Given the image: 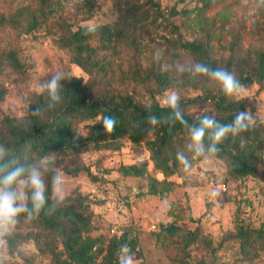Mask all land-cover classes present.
<instances>
[{
    "label": "trees",
    "instance_id": "16d2710c",
    "mask_svg": "<svg viewBox=\"0 0 264 264\" xmlns=\"http://www.w3.org/2000/svg\"><path fill=\"white\" fill-rule=\"evenodd\" d=\"M149 1L159 9L153 0ZM196 17L200 20L198 36L192 40L184 39L179 32L178 25L170 23L176 38L175 48L193 55L195 62H203L213 68L221 67L234 73L244 88L253 84L264 86V48H254L245 45L247 33L232 31L228 25L231 9L226 0H200ZM217 6L220 9L213 14L208 12ZM173 15H180L181 11L172 9ZM188 14L183 11L181 16ZM141 13L136 9L128 10L115 24H101L94 27L72 26L61 21L54 32V42L70 52L71 59L86 75L70 76L61 81V103L49 109L47 93L33 96L22 116L4 115L0 117V143L9 145L25 162H31L44 155H77L90 150L114 149L122 146V140L127 139L133 144H143L148 151L149 160L143 159L131 164H122L118 171L125 177L145 178L148 181L147 193L164 196L176 182L172 176L180 175V165L176 159L177 152H187V131L177 123L173 127L161 123L155 127L147 121L150 114L162 117L169 109L152 99L150 102L138 100L132 93L118 92L100 81L102 76L109 73L112 63L110 54L116 52L117 46L130 39L125 30L126 25L132 29L140 23ZM55 10L50 0H37L35 9L29 7L18 8L8 14L0 15V28L10 27L20 35L32 34L41 28H46L54 20ZM257 18L250 25L251 35L257 39H264V9L257 12ZM227 24V25H226ZM93 28L94 31H89ZM225 32L229 54L226 62H221L214 56L212 45L216 38L215 32L222 37ZM219 37V38H220ZM218 38V39H219ZM111 53L108 54L107 52ZM3 65L23 71L19 60V51L15 46L0 47V68ZM130 72L138 83L152 81L162 88L167 87L178 79L170 70L163 69L160 63L151 67L134 62ZM196 85L203 81L210 87L203 95L193 98H180V108L189 124H198L199 118L210 114L203 112L194 116L187 110L188 106L197 103H207L212 106L214 116L221 123H229L238 112L248 111V104L244 98L229 99L223 95L218 87L213 86L206 77L193 79L187 72L181 76ZM6 90L0 88V102L4 100ZM40 107L41 114L32 116V111ZM113 116L117 120L115 131L106 134L100 124L104 116ZM212 115V114H211ZM82 124L85 133L78 131ZM244 145L241 146L240 137H229L219 145L218 155L210 157L222 162L226 180H241L259 175V166L264 162V123L255 120L252 128L241 134ZM207 143V140L205 141ZM54 153V154H53ZM204 158L192 160L195 162ZM149 163L152 168L162 175L161 179L151 176ZM85 171L93 179L88 167H74L65 169L73 175ZM51 171L54 173L53 168ZM79 198L66 197L64 203L52 216L41 213L40 217L29 223L23 222L17 226L12 237V247L9 253L19 255L22 264H37L33 257L22 255L21 246L28 243L40 250L43 256L53 264H117L116 252L121 244L127 243L132 253L137 249L138 238L132 227L123 226L118 235L106 238L103 235H92L96 229L93 211L84 206ZM180 228L170 224L161 229L163 236L178 237ZM235 241L236 252L245 261L264 255V222L258 227H252L237 221L233 231L226 233L214 246L212 241L197 231L187 232L181 236L179 244L180 258L187 252V248L194 242L203 245L209 252V258L198 259L195 264H218L215 261L218 249L225 242Z\"/></svg>",
    "mask_w": 264,
    "mask_h": 264
},
{
    "label": "rangeland",
    "instance_id": "374dc122",
    "mask_svg": "<svg viewBox=\"0 0 264 264\" xmlns=\"http://www.w3.org/2000/svg\"><path fill=\"white\" fill-rule=\"evenodd\" d=\"M50 0L55 10L54 20L46 28L35 33L20 35L10 27L0 28V47L15 46L19 51V60L23 71L3 65L0 68V88L6 90L4 100L0 102V117L4 115L22 116L27 112L29 100L39 94L38 86L56 72L65 78L74 75H87L71 59L70 52L60 48L53 40L58 23L64 21L72 26L94 27L101 24H121L120 17L128 10L136 9L141 13V21L132 29L126 23L125 30L130 39L121 42L116 52L110 54L112 63L109 73L100 78L118 92L132 93L138 100L150 102L157 100L164 105V97L175 91L180 98H193L203 95L209 85L200 81L193 82L181 78L173 65L195 62L192 54L175 48L178 35L171 30L170 23L178 25L182 37L192 40L198 36L201 19L196 17L200 0ZM231 9L227 26L232 31L247 33L245 45L264 48V39H257L249 30L252 21L257 18L258 9L248 0H226ZM37 0H0V15L8 14L18 8L35 9ZM186 11V16L173 15L172 9ZM220 6L208 12L213 14ZM212 50L215 57L226 62L229 54L225 32L222 37L215 32ZM220 37V38H219ZM219 38V39H218ZM160 54L159 61L154 59ZM138 62L143 68L161 64L178 79L175 83L160 87L152 81L138 83L132 78L130 68ZM247 101L248 111L253 118L264 123V86L257 84L244 88L241 97ZM194 116L203 112L214 114L207 103L188 106ZM82 124L80 133H85ZM53 170L60 171L65 179L66 197L79 198L83 205L93 211L96 229L92 235L106 238L118 235L123 226L132 227L138 238L137 249L133 252L136 264H195L198 259L209 258V252L202 244L189 245L182 259L179 244L181 236L197 231L211 240L215 246L223 236L233 231L237 221L252 227L264 222V162L259 166V175L241 180L225 178L224 166L219 160L208 158L195 162L191 172L172 176L174 187L164 196L147 193L148 181L145 178L125 177L118 171L122 164H131L143 159L149 160L144 145L122 140L118 150L98 149L77 155H59ZM74 167H88L94 179L84 170L77 175L65 172ZM149 173L158 179L162 175L148 166ZM219 190L221 195L212 198L210 193ZM65 197V198H66ZM170 224L179 226L178 237L163 236L161 229ZM236 242H225L218 249L215 261L218 264H264V255L245 261L236 252ZM22 255L33 257L37 264H53L43 256L34 244L28 243L19 248ZM8 264H22L19 255L8 252Z\"/></svg>",
    "mask_w": 264,
    "mask_h": 264
},
{
    "label": "clouds",
    "instance_id": "9594fccd",
    "mask_svg": "<svg viewBox=\"0 0 264 264\" xmlns=\"http://www.w3.org/2000/svg\"><path fill=\"white\" fill-rule=\"evenodd\" d=\"M247 5L248 0H243ZM256 9H264V0H252ZM89 31H94L89 28ZM154 59L159 61L160 54ZM178 73L187 72L193 79L206 77L209 82L218 87L227 98L239 100L244 85L236 75L225 68L216 67L203 62L190 64L177 63L173 65ZM66 79L61 72H56L48 80L38 86L39 93H47L48 108H55L61 103V81ZM164 106L169 109L167 115L158 117L150 114L148 123L155 127L161 123L170 128L179 123L188 134L187 152H177L176 159L181 171L191 172L192 160L195 158L208 159L220 152L219 145L229 137H240L243 147L245 141L241 134L247 133L255 119L251 111L238 112L229 123L219 122L214 115L206 114L199 118L198 124H189L180 108V96L175 91L168 92L164 97ZM32 116L41 114L40 107L32 111ZM106 134L115 131L117 120L113 116H104L100 122ZM207 140V143L205 142ZM54 154V153H53ZM55 155H44L31 162H25L9 145L0 143V264H8V251L12 247V237L21 220L29 223L40 217L41 213L52 216L64 203L65 179L60 171L52 172L56 166ZM221 195L214 189L210 196L217 198ZM117 264H136V257L127 243L121 244L116 252Z\"/></svg>",
    "mask_w": 264,
    "mask_h": 264
}]
</instances>
